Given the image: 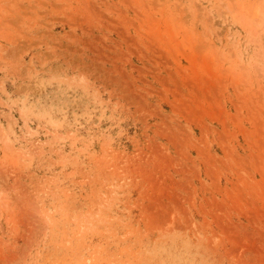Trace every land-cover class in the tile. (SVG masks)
I'll list each match as a JSON object with an SVG mask.
<instances>
[{
	"label": "rangeland",
	"instance_id": "obj_1",
	"mask_svg": "<svg viewBox=\"0 0 264 264\" xmlns=\"http://www.w3.org/2000/svg\"><path fill=\"white\" fill-rule=\"evenodd\" d=\"M0 264H264V0H0Z\"/></svg>",
	"mask_w": 264,
	"mask_h": 264
}]
</instances>
